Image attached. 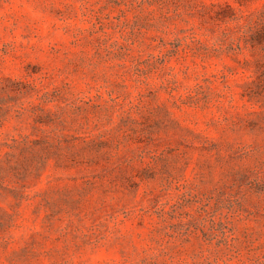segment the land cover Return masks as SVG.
Returning a JSON list of instances; mask_svg holds the SVG:
<instances>
[{"label": "rangeland", "instance_id": "rangeland-1", "mask_svg": "<svg viewBox=\"0 0 264 264\" xmlns=\"http://www.w3.org/2000/svg\"><path fill=\"white\" fill-rule=\"evenodd\" d=\"M0 264H264V0H0Z\"/></svg>", "mask_w": 264, "mask_h": 264}]
</instances>
